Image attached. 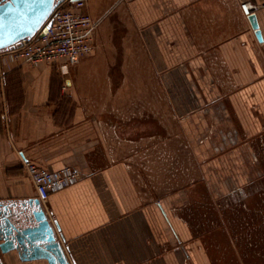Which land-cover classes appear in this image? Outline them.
<instances>
[{"label": "crops", "instance_id": "crops-1", "mask_svg": "<svg viewBox=\"0 0 264 264\" xmlns=\"http://www.w3.org/2000/svg\"><path fill=\"white\" fill-rule=\"evenodd\" d=\"M240 1L85 0L93 49L66 72L0 53V203L37 198L22 159L77 169L39 201L69 264H236L202 239L198 205L242 184L246 164L219 155L264 122V0H249L261 42ZM219 90L229 129L202 113ZM0 264L50 263L0 248Z\"/></svg>", "mask_w": 264, "mask_h": 264}, {"label": "rangeland", "instance_id": "rangeland-1", "mask_svg": "<svg viewBox=\"0 0 264 264\" xmlns=\"http://www.w3.org/2000/svg\"><path fill=\"white\" fill-rule=\"evenodd\" d=\"M228 93L230 91H215L213 97L220 96V100L212 107L205 105L202 112L207 116L208 108L212 109L213 116L217 117L215 120L218 121V129L236 126L232 116L223 112ZM164 112L168 118V106H158V117H164ZM172 122L173 130H176V119L173 118ZM157 129L159 131L164 128L158 125ZM238 146L240 154L226 152L220 154L219 158L225 162L239 161L246 164L245 171H237L242 174V184H232L228 192L220 194L214 201L210 198L208 189H205V205H197L199 209L212 213H207L204 224L200 227H205L201 237L206 242L226 244L225 248L221 247L215 254L218 257L223 255L227 261L232 258V262L236 264H264V122L251 135L242 131Z\"/></svg>", "mask_w": 264, "mask_h": 264}, {"label": "built area", "instance_id": "built-area-1", "mask_svg": "<svg viewBox=\"0 0 264 264\" xmlns=\"http://www.w3.org/2000/svg\"><path fill=\"white\" fill-rule=\"evenodd\" d=\"M85 6V0H64L52 11L49 25L45 23L33 36L21 38L19 46L1 54L14 64L59 65L66 72L93 49L95 21ZM239 9L247 18L255 12L257 5L241 0ZM3 83L4 72L0 69V96ZM21 164L35 186L39 201H45L51 193L74 184L80 178L78 170L69 165L50 170L28 159H22Z\"/></svg>", "mask_w": 264, "mask_h": 264}, {"label": "water", "instance_id": "water-1", "mask_svg": "<svg viewBox=\"0 0 264 264\" xmlns=\"http://www.w3.org/2000/svg\"><path fill=\"white\" fill-rule=\"evenodd\" d=\"M64 0H0V53L19 46L23 37L33 36L54 8ZM73 1V0H68ZM247 20L258 41L262 34L256 14ZM45 30V27H43ZM55 222L49 220L38 198L19 204L0 203V239L2 251L17 249L24 259H46L50 264H69L61 243L56 239Z\"/></svg>", "mask_w": 264, "mask_h": 264}, {"label": "snow or ice", "instance_id": "snow-or-ice-1", "mask_svg": "<svg viewBox=\"0 0 264 264\" xmlns=\"http://www.w3.org/2000/svg\"><path fill=\"white\" fill-rule=\"evenodd\" d=\"M20 2H22V3H27L28 0H20Z\"/></svg>", "mask_w": 264, "mask_h": 264}]
</instances>
